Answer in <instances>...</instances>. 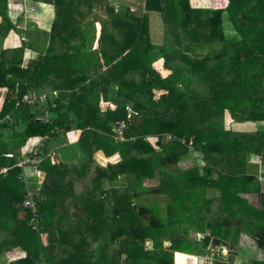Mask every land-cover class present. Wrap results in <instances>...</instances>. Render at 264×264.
Returning a JSON list of instances; mask_svg holds the SVG:
<instances>
[{
  "label": "trees",
  "instance_id": "obj_1",
  "mask_svg": "<svg viewBox=\"0 0 264 264\" xmlns=\"http://www.w3.org/2000/svg\"><path fill=\"white\" fill-rule=\"evenodd\" d=\"M17 1L54 13L49 32L0 51V121L10 118L0 124V167L15 164L6 152L16 158L42 136L47 148L62 139L70 153L41 166L38 232H57L58 245L42 247L28 228L19 170L0 176V264H149L157 250L154 264L211 255L212 264H226L209 245L232 251L242 233L264 251V175L248 165L251 155L264 165V131L230 126L264 124V0H228L217 11L193 9L188 0H142L140 15L110 0ZM7 15L8 0H0L4 38L17 30ZM155 17L161 44L152 40ZM225 17L234 34L223 29ZM24 50L37 56L22 66ZM155 52L166 76L154 68ZM32 93L49 96L43 105L16 106ZM104 101L115 110L101 111ZM126 103L138 112L126 131L134 140L119 143L111 128L125 118ZM72 130L81 133L69 144ZM189 139L196 155L180 141ZM183 162L184 172L176 168ZM156 176V186H144ZM211 189L217 195L206 197ZM190 230L206 236L199 243ZM16 247L25 257L5 263Z\"/></svg>",
  "mask_w": 264,
  "mask_h": 264
},
{
  "label": "rangeland",
  "instance_id": "obj_2",
  "mask_svg": "<svg viewBox=\"0 0 264 264\" xmlns=\"http://www.w3.org/2000/svg\"><path fill=\"white\" fill-rule=\"evenodd\" d=\"M192 1H194V0H192ZM202 1H205V0H202ZM140 2H142V0H110V3L116 9L126 10L128 8L131 11H135V13H138L139 15H140V11L138 10V8L141 7ZM206 2L208 4L207 6H211V8H205V9H210L211 11L224 10L228 6V0H207ZM204 3L205 2H203V3L201 2L199 5H202V7H204L205 6ZM23 5L24 6H21V8H19L18 4H15L13 7H12V5L8 4L10 11H9L7 16H8V19L11 21L12 24L14 22H16V25H15V27L17 29L16 31L27 32V31H33V30L39 29V28L41 29V32L42 31L46 32L47 30L49 31L50 24H51L50 21L53 18V13H54L53 7L50 5L37 4L36 2H32V1L23 2ZM18 9H19V11L17 12ZM195 9H198V7ZM199 9H201V8H199ZM48 15L51 16L50 20L48 19ZM17 18H18V20H17ZM224 19H225V26H223V29L226 31L227 34H228V32H230L231 34H234L235 33L234 29L236 32L238 31V29L235 27V25H234V29L232 28V26L227 21L226 17ZM47 21H48V23H47ZM158 22L159 21L156 17L152 18L150 20V25L152 27V40L155 44H159V43L161 44V41H162V39H161L162 38V31L158 29ZM0 23H1V19H0ZM97 27H95L96 30L94 29V40L92 43H94V41L97 39L98 33L100 34V26L98 28ZM17 33H15V34L17 35ZM15 34L10 32L8 35L14 37ZM3 39H4V37L0 36V51L3 49L2 45H11L12 44V43H5L3 41ZM15 44H17V43H15ZM39 46H41V45H39ZM91 49H92V47H91ZM155 55H156L155 59H157V58L159 59V60H157L158 65L162 66L163 60H162L161 56L157 52H155ZM36 56H37V54L35 52L30 51V50H24L23 55H22V63H23L22 66H25L27 64V62L29 61V59H34V58H36ZM155 63H156V61L154 62V64ZM3 92H0V93H3ZM102 100L103 99H101V101ZM1 102H2V97L0 94V111H1V105H2ZM76 135H78L77 132H69L68 133V137H70L71 139H73ZM66 137H67V134H66ZM66 140H67V138H66ZM58 144H60L59 141H58ZM65 147L66 146H63L60 149V151L57 150V154H58L57 162L58 163H59L58 160L59 159L61 160V158H62L61 157L62 151H65V154H67V155H69V153H70V147L69 148H65ZM72 151L73 150H71V152ZM99 159H101V158H99ZM180 166L183 168H179V167H176V168L180 169L183 172L186 169H188V167H189V165H186V163H184V162ZM157 183H158V178L156 176L154 179H151L150 181L149 180L145 181L144 186L149 188V187L156 186ZM215 195H217V193L213 189L206 192V197H212ZM246 199H248L251 203L255 202V199H253L251 196H247ZM160 200L161 201L157 202V204H156V209L158 211H162L164 204H165V200H162V199H160ZM29 224H30V222H29ZM27 226L29 229L31 228L30 227L31 224L29 226L27 223ZM39 228H40V224H39ZM33 231L37 232L38 228L37 229L33 228ZM205 236H206V233L204 234V233H199V232H192V230H190V232H189L190 239L196 240L199 243H201L203 241ZM37 239H38L37 241L39 242V245H41L42 247H45V248H48V247H51L54 245H58V243H59L58 233L54 232V231L43 232L40 229V231L37 235ZM165 243H167L166 246H168L169 243L168 242H165ZM209 247H211V249H215V250L219 251L218 253H219V257H220L221 261L225 262L226 264H241V263H248L250 261H254V262L264 261V251L259 249V247L255 244L253 239L244 233H242L239 236L238 244L235 245V247L233 248L232 251H229L228 248L225 247L222 243L216 244L214 240H213L212 244L209 245ZM161 252H162V250L153 251L152 258L148 259L146 263L154 264L155 259L157 258V256ZM2 257H4L5 263H9V262L15 261L16 259H21L25 256L23 253V248L22 247L21 248L16 247V248L8 251ZM214 261H215V257L212 255L211 256H204L202 258L196 257V261L194 262V264H212ZM187 262H188L187 264H192V261H190L189 259L187 260Z\"/></svg>",
  "mask_w": 264,
  "mask_h": 264
},
{
  "label": "built area",
  "instance_id": "obj_3",
  "mask_svg": "<svg viewBox=\"0 0 264 264\" xmlns=\"http://www.w3.org/2000/svg\"><path fill=\"white\" fill-rule=\"evenodd\" d=\"M52 96H56V91L51 93ZM46 93H32L24 95L20 101L16 103V106L20 104H26L29 106L37 104H45L48 98ZM125 118L121 121H117L111 128L112 137L119 143L126 141H133V137H126V131L128 128V123L133 118L137 117L138 112L133 108L132 104L126 103L124 105ZM10 121L9 117L0 121V124ZM37 121H46V116L36 117ZM72 132V131H69ZM67 132V142L70 144L74 140L68 137ZM171 139L170 136H167ZM77 141V140H76ZM75 141V142H76ZM146 141V139H145ZM186 145L188 151L193 155L197 153L193 148V141L189 139L188 141L180 140ZM49 142V136H42L30 140V148L23 150L18 157L15 158L14 154L11 152H6L3 157L6 159H15V164L11 166L0 167V176L7 175L11 170L18 169L17 180L22 185L24 189V196L22 200V207L28 212L29 219L28 225L31 224V229H39L40 224V205L44 202V196L42 193L43 182H44V172L41 170V166L45 161H48L50 165H57V146L52 148H47L46 144ZM30 222V224H29ZM37 233H39L37 231ZM175 259V257H174Z\"/></svg>",
  "mask_w": 264,
  "mask_h": 264
},
{
  "label": "crops",
  "instance_id": "obj_4",
  "mask_svg": "<svg viewBox=\"0 0 264 264\" xmlns=\"http://www.w3.org/2000/svg\"><path fill=\"white\" fill-rule=\"evenodd\" d=\"M207 0H205V1H202V0H194V1H192V0H189V4H190V6H191V8H193V9H195V8H197L198 7V9L199 8H201V9H205V8H211V6H207L208 4H207V2H206ZM202 2H205L204 4H205V6L204 7H202V5H199L200 3ZM8 4H10V5H12V7L15 5V4H18L19 5V8H21V6H24L23 5V2H20V1H17V0H8ZM198 5V6H197ZM9 11H10V8L8 7V13H9ZM19 11V9L17 10V12ZM48 19L50 20L51 19V16H49L48 15ZM17 20H18V18H17ZM51 21H52V19H51ZM50 21V22H51ZM49 22V23H50ZM15 23V24H14ZM13 23V25L15 26L16 25V22H14ZM47 23H48V21H47ZM97 26H100L99 25V23H95V27H97ZM98 28V27H97ZM96 30V29H95ZM18 32V33H17ZM38 32H41V29L39 28V29H35V30H33V31H27V32H24V31H15V32H12V33H17V35L15 34V36L14 37H12V36H10V35H7L4 39H3V41L5 42V43H12L11 45H2L3 47V49L2 50H4V49H14L15 47H17V46H19L20 45V43H21V38H24L25 39V41L27 42V39H29L30 40V38L28 37V34H30V33H38ZM46 32H49L48 30L46 31ZM98 37H99V33H98ZM98 37H97V39H98ZM97 39L94 41V43H91V47H92V49H96L97 48V46H98V43H97ZM14 40V41H13ZM15 43H17V44H15ZM157 60H159V59H157ZM157 60H156V63L154 64L155 66H154V68L162 75V76H166L168 73L166 72V71H164L163 69H162V66H159L158 65V62H157ZM161 60V59H160ZM103 106H104V109H102L101 111H114L115 110V108H116V105L112 102V101H104L103 102ZM256 125V126H255ZM264 124H237V123H235V124H231L230 126H231V128L233 129V131H239V132H253L254 130H263L264 131V126H263ZM72 132H77L78 133V135H76L74 138H73V142L72 143H70V144H74L75 143V141L78 139V137H79V135H80V130H72ZM59 142H60V144H58V143H54L55 145L54 146H57L58 147V150L60 151V149L63 147V145H64V142H63V140L62 139H59ZM98 158H101L100 160L102 161V163L104 162H110L111 161V159L112 158H110V159H106L105 157H103L102 155H98ZM58 161H60V159L58 160ZM248 165H249V167H251V166H254V171H255V173H256V175H260V176H263L264 175V165L262 164V161H261V159L260 158H257V156H253V155H251L250 157H249V160H248Z\"/></svg>",
  "mask_w": 264,
  "mask_h": 264
},
{
  "label": "water",
  "instance_id": "obj_5",
  "mask_svg": "<svg viewBox=\"0 0 264 264\" xmlns=\"http://www.w3.org/2000/svg\"><path fill=\"white\" fill-rule=\"evenodd\" d=\"M164 245L166 246V245H167V243H164Z\"/></svg>",
  "mask_w": 264,
  "mask_h": 264
}]
</instances>
